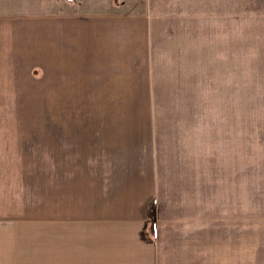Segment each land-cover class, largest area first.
Returning <instances> with one entry per match:
<instances>
[{
	"label": "crops",
	"instance_id": "1",
	"mask_svg": "<svg viewBox=\"0 0 264 264\" xmlns=\"http://www.w3.org/2000/svg\"><path fill=\"white\" fill-rule=\"evenodd\" d=\"M177 2L0 0V44L35 61L58 106L123 109L113 116L121 126L128 111L153 107V45ZM115 131L107 151H40L38 183L24 176L17 192L25 210L0 222V264H264V160L249 159L241 212L237 165L209 163L207 151H155L151 129ZM37 196L33 214L25 205Z\"/></svg>",
	"mask_w": 264,
	"mask_h": 264
},
{
	"label": "rangeland",
	"instance_id": "2",
	"mask_svg": "<svg viewBox=\"0 0 264 264\" xmlns=\"http://www.w3.org/2000/svg\"><path fill=\"white\" fill-rule=\"evenodd\" d=\"M177 1L168 7L169 16L162 20L167 22L153 45L154 94L145 102L153 107L122 116L144 138L147 130L154 132L155 151H207L209 163L237 165L240 208L246 212L249 159L257 165L264 160V0ZM2 46L0 222L25 210L24 196L17 192L24 176L32 174L33 180L25 182L38 183L40 151H107V143L115 144V130L125 126L114 124L113 117L123 109L100 113L58 106L55 90L45 84L41 91L39 69L30 65L35 61L12 59L15 54ZM261 186V181L252 184L256 212L263 207L258 204ZM28 204L29 211L39 214L38 196ZM33 223L32 248L26 254L35 263L40 236L38 222Z\"/></svg>",
	"mask_w": 264,
	"mask_h": 264
}]
</instances>
